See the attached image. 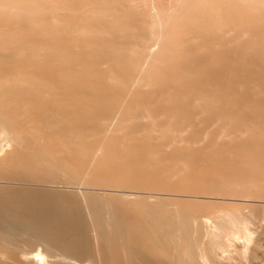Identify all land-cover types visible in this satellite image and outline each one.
I'll list each match as a JSON object with an SVG mask.
<instances>
[{
	"label": "bare ground",
	"instance_id": "1",
	"mask_svg": "<svg viewBox=\"0 0 264 264\" xmlns=\"http://www.w3.org/2000/svg\"><path fill=\"white\" fill-rule=\"evenodd\" d=\"M0 264H264V0H0Z\"/></svg>",
	"mask_w": 264,
	"mask_h": 264
}]
</instances>
